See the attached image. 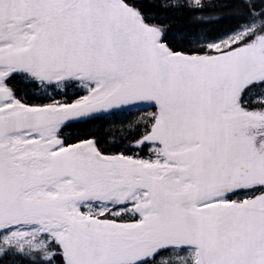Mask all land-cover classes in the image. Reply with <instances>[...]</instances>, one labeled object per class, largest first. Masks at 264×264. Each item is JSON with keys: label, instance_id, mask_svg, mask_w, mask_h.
I'll return each mask as SVG.
<instances>
[{"label": "snow or ice", "instance_id": "1", "mask_svg": "<svg viewBox=\"0 0 264 264\" xmlns=\"http://www.w3.org/2000/svg\"><path fill=\"white\" fill-rule=\"evenodd\" d=\"M0 264H264V0H0Z\"/></svg>", "mask_w": 264, "mask_h": 264}, {"label": "trees", "instance_id": "2", "mask_svg": "<svg viewBox=\"0 0 264 264\" xmlns=\"http://www.w3.org/2000/svg\"><path fill=\"white\" fill-rule=\"evenodd\" d=\"M150 11H157L155 8L149 7ZM222 11L231 13V9H222ZM156 23H164V24H169L171 25L169 29V41L170 43H174V37L176 36L177 33L181 31H187L191 30L195 25L192 24L190 17L187 14L180 15V14H175L173 12H169L167 14L161 13L157 20L154 21ZM237 23V18L234 15H228L223 19L220 24H213L209 25L208 28L212 32H216L218 29H228L230 27H233ZM177 50H182V51H188V46L184 45L183 47H177ZM76 97H68L69 100L75 99ZM29 102L31 103H48L49 101L47 99H40L37 98L36 96H31L28 97ZM84 125H76L73 126L69 129H66L67 132H70L73 134V139L71 142H75L77 139L76 133L77 132H82L84 130ZM104 134V133H101ZM83 138V137H80ZM100 144L102 147H105L108 151H116L115 148L110 147V142L108 140H101Z\"/></svg>", "mask_w": 264, "mask_h": 264}]
</instances>
